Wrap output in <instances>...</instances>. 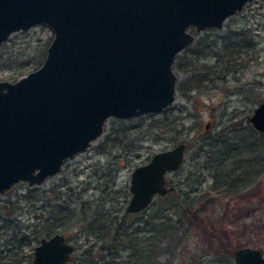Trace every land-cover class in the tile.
I'll use <instances>...</instances> for the list:
<instances>
[{"label": "rangeland", "instance_id": "rangeland-1", "mask_svg": "<svg viewBox=\"0 0 264 264\" xmlns=\"http://www.w3.org/2000/svg\"><path fill=\"white\" fill-rule=\"evenodd\" d=\"M189 30L195 39L174 61L173 103L129 118L110 116L105 131L58 172L0 192V232L3 225L7 232L68 233L73 264L90 255L105 264L132 258L126 236L157 216L175 224L159 239L158 264H237L234 251L246 245L264 255V133L250 121L264 100V0H250L222 27ZM53 35L46 23L12 32L0 44V79L39 67ZM181 141L185 158L166 173L168 194H156L141 211L127 210L135 166ZM187 205L198 210L199 224L179 223ZM38 242L25 252L33 255ZM141 255L139 263L153 264Z\"/></svg>", "mask_w": 264, "mask_h": 264}, {"label": "water", "instance_id": "water-1", "mask_svg": "<svg viewBox=\"0 0 264 264\" xmlns=\"http://www.w3.org/2000/svg\"><path fill=\"white\" fill-rule=\"evenodd\" d=\"M250 0H0V44L37 23L53 32L42 64L16 80L0 79V192L42 183L88 148L110 116L129 118L176 99L177 54L197 31L222 27ZM264 131V100L250 116ZM208 127V123L206 125ZM186 143L153 153L131 173L127 210L147 208L169 191L166 173ZM74 244L61 231L43 236L34 264H73ZM237 264H264L259 248L235 249Z\"/></svg>", "mask_w": 264, "mask_h": 264}, {"label": "trees", "instance_id": "trees-1", "mask_svg": "<svg viewBox=\"0 0 264 264\" xmlns=\"http://www.w3.org/2000/svg\"><path fill=\"white\" fill-rule=\"evenodd\" d=\"M264 133V131H262ZM244 180V179H243ZM168 194V193H166ZM165 194V195H166ZM180 220L179 223H183L185 220L190 224H199V221L202 220L200 218L198 210H192L188 205L184 208L183 212L179 214ZM175 224L170 221V219L166 220H157V216L147 217L144 220V223H140V225L134 226L132 231V237L126 236V240L129 241V247L132 248V258L121 260L116 262L115 260H111L112 262H105V264H141L137 260V255L139 250L144 255H141V258H151L153 264H158L157 257L159 255V239L163 238L165 235H169L172 232ZM3 230L0 232V237L4 235L3 243H0V264H34L33 263V255L30 252H25V246L29 244L34 238L40 240L43 237V233H30L24 230H11V232H7V226L1 227ZM178 228V227H177ZM50 230L52 227L49 228ZM130 231V233H131ZM49 232V231H48ZM3 234V235H2ZM68 239V233H64ZM119 232L114 233V236L118 238ZM121 244V243H120ZM14 245H17L18 250L23 251V255H18L16 257V252L12 251ZM104 246H101L103 248ZM140 248V249H139ZM92 247L86 248L87 253H91ZM82 264H100L95 261V257L90 255L87 257L85 261H82Z\"/></svg>", "mask_w": 264, "mask_h": 264}, {"label": "flooded vegetation", "instance_id": "flooded-vegetation-1", "mask_svg": "<svg viewBox=\"0 0 264 264\" xmlns=\"http://www.w3.org/2000/svg\"><path fill=\"white\" fill-rule=\"evenodd\" d=\"M245 4H246V3H245ZM245 4H244V6L242 7V9L245 7ZM242 9H241V10H242ZM241 10H239V11H241ZM239 11H237V12H239ZM37 24H38V23H37ZM34 25H35V24H34ZM31 26H33V25H31ZM31 26H30V27H31ZM28 28H29V27H28ZM25 29H26V28H25ZM11 34H12V33H11ZM9 36H10V35H9ZM166 179H167V178H166ZM167 186H168V185H167ZM169 191H170V188H169ZM169 191H168V192H169ZM160 195H161V194H160Z\"/></svg>", "mask_w": 264, "mask_h": 264}]
</instances>
